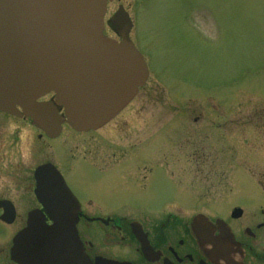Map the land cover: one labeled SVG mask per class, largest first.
<instances>
[{"label":"flooded vegetation","instance_id":"flooded-vegetation-1","mask_svg":"<svg viewBox=\"0 0 264 264\" xmlns=\"http://www.w3.org/2000/svg\"><path fill=\"white\" fill-rule=\"evenodd\" d=\"M153 92L147 82L100 129L64 124L60 137L68 132L76 143L59 164L38 165H53L75 197L84 264H264V172L250 171L264 169V145L242 130H255L256 114H242L234 100L194 120L166 121L145 112ZM179 153L207 171L200 199L186 192L194 165ZM35 169L18 166L15 155L3 158L0 148V264H20L16 242L33 212L53 224L35 195ZM78 178L90 179L84 193L72 187Z\"/></svg>","mask_w":264,"mask_h":264},{"label":"water","instance_id":"water-1","mask_svg":"<svg viewBox=\"0 0 264 264\" xmlns=\"http://www.w3.org/2000/svg\"><path fill=\"white\" fill-rule=\"evenodd\" d=\"M108 1L0 0L1 112L31 118L36 128L55 138L61 116L53 104L38 102L50 93L57 95L68 124L78 131L99 128L123 109L147 81L148 70L130 41L133 26L123 8L111 21L122 42L103 35ZM48 169L54 177L47 179ZM35 173V193L49 203L54 225L48 227L37 213L30 216L18 239V262L71 264L78 220L71 194L55 168ZM53 194L66 197L53 199Z\"/></svg>","mask_w":264,"mask_h":264},{"label":"rangeland","instance_id":"rangeland-1","mask_svg":"<svg viewBox=\"0 0 264 264\" xmlns=\"http://www.w3.org/2000/svg\"><path fill=\"white\" fill-rule=\"evenodd\" d=\"M119 6L131 15L132 41L149 68L148 86L155 100L146 113L160 114L166 121L186 114L194 120L212 104L236 100L242 114H256L255 130H242L256 137V145H264V0H115L106 22ZM106 35L112 36L109 29ZM40 134L30 119L0 113L2 157L15 155L18 166L29 163L35 169L50 159L59 164L62 151L70 150L78 138L64 132L58 140L47 141ZM179 158L193 163L194 180L186 192L200 199L207 171L196 169L197 159L187 160L181 153ZM182 169L178 173L184 178ZM250 171L260 174L264 169ZM84 184L90 179L72 180L79 194L86 190Z\"/></svg>","mask_w":264,"mask_h":264},{"label":"bare ground","instance_id":"bare-ground-1","mask_svg":"<svg viewBox=\"0 0 264 264\" xmlns=\"http://www.w3.org/2000/svg\"><path fill=\"white\" fill-rule=\"evenodd\" d=\"M102 127H103V126H102ZM100 128H101V127H100ZM100 128H99V129H100Z\"/></svg>","mask_w":264,"mask_h":264}]
</instances>
